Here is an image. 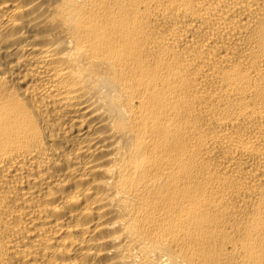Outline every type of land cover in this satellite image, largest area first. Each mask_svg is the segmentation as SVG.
Returning <instances> with one entry per match:
<instances>
[{"label": "bare ground", "instance_id": "bare-ground-1", "mask_svg": "<svg viewBox=\"0 0 264 264\" xmlns=\"http://www.w3.org/2000/svg\"><path fill=\"white\" fill-rule=\"evenodd\" d=\"M0 264H264V0H0Z\"/></svg>", "mask_w": 264, "mask_h": 264}]
</instances>
